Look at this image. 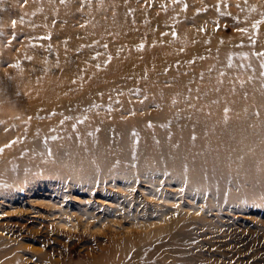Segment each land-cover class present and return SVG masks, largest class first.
I'll return each instance as SVG.
<instances>
[{
    "label": "bare ground",
    "instance_id": "6f19581e",
    "mask_svg": "<svg viewBox=\"0 0 264 264\" xmlns=\"http://www.w3.org/2000/svg\"><path fill=\"white\" fill-rule=\"evenodd\" d=\"M167 1L172 4L162 5L153 17L160 26L171 19L184 26L191 19H198L200 12L209 14L217 6L222 9L227 7L233 17L249 19L253 25L264 19V0H143L141 8L145 10L148 6H159ZM125 3L136 8L132 0H65L59 5L53 0H0L1 31H5L10 23L19 25L18 19L24 16V24L31 27L35 23L47 25L55 34L51 39L42 36L34 44L26 41L21 51H16L9 45H1L3 33L0 31V149H3L0 151V177L6 175L0 180H11L19 171L41 166L40 163L46 159L48 161L44 166H54L57 157L64 155L63 149L58 151V143H63L71 153L83 155L73 167L89 168L94 182L97 177L103 178L90 186H99L97 189L104 190L107 183H116L128 191L130 187L139 186L140 180L146 185L142 190L147 192L139 191L140 197H126L120 194L118 188L110 196L117 204L115 208L106 207V213L114 221L129 218L126 226L144 229L140 235L142 238L154 233L158 237L141 245H127V251L115 259L95 264H154L159 252L154 249L166 247L175 251L183 244V238L189 237L186 228L192 223L186 220L189 215L186 210L182 212L184 215L178 216L158 208L156 200L167 199L159 188L172 181L174 184L170 182L169 187L174 190L170 193L181 200L192 198L194 202H200L207 197L214 198L220 191L208 184L207 179L214 172L215 158L231 149L242 150L244 145L239 143V119L223 118L238 105L216 108V105L200 101L201 89H169L158 84L173 75L174 70L170 67L186 65L190 61L183 52L177 53L183 49V42L191 38V33L176 35L169 31L162 34L160 38L166 45L171 43L166 49L155 47L160 38L154 46L149 44L142 48L139 42V79L144 87H135L123 77L127 71L123 62L118 63L117 71L109 72L110 62L105 60L99 82L118 81V84L114 90L110 85L104 91L100 90L102 86L95 87L94 72L97 67L94 64L97 58L104 56L98 47L91 44V28L98 19L99 11L108 8L121 13ZM200 4L203 7L199 9ZM7 9L10 11L6 12ZM68 10L71 11L69 15ZM136 14L135 19L139 21L141 17L137 8ZM81 16H86L83 26L50 25L54 20L67 21ZM113 17L111 14L105 16L103 23H109ZM124 28L131 31L127 24ZM30 30L26 29L23 34ZM81 31L87 35L79 36ZM38 32H30L27 38H39ZM144 32L142 28L139 35ZM115 34L116 38H121L119 33ZM177 38L179 41L175 40ZM196 40L200 42V48L219 49L217 36ZM79 47L84 48L81 55H74L71 50ZM135 51L134 47L130 49L131 54ZM48 56L52 59L47 60ZM168 56L174 58L168 60L171 61L170 70L163 73L161 62ZM177 58L178 61L173 63ZM8 60L12 64L2 66ZM34 66L44 70V74L35 75ZM158 71L162 74L159 78L155 76ZM50 74L55 76H48ZM68 77L71 81H67ZM148 87L152 92L148 98L141 101L132 99L130 95L124 98L126 90L140 95ZM227 108L229 111L225 112ZM145 121H154L158 126L150 139L144 136L148 132L143 124ZM170 148L188 150L192 156H166L165 151ZM119 171L128 173L118 180L113 175ZM195 209L202 211L204 207L200 205ZM15 230L18 234L21 232L17 227ZM151 242L153 245L149 244ZM13 247L0 231V258L10 259L4 264L18 263L7 256L12 250V255L16 257Z\"/></svg>",
    "mask_w": 264,
    "mask_h": 264
},
{
    "label": "rangeland",
    "instance_id": "374dc122",
    "mask_svg": "<svg viewBox=\"0 0 264 264\" xmlns=\"http://www.w3.org/2000/svg\"><path fill=\"white\" fill-rule=\"evenodd\" d=\"M53 1L58 5L65 2ZM132 1L139 9V21L135 19L136 8L125 3L121 13L108 8L99 11L98 19L91 28V44L98 47L104 56L97 58L94 64L97 67L94 72L95 87L102 86L100 90L104 91L110 85L114 90L118 84V81L99 82L104 60L110 62L109 72L117 71L118 63L123 62L127 69L123 77L135 87H144L139 79V42L143 48L149 44L154 46L160 36L169 31L176 35L191 33L190 39L187 34L189 42H183V49L177 53L183 52L190 61L186 65L170 67L174 70L173 75L158 84L169 89H201L200 101L216 105V108L238 105L230 111L224 109L229 113L223 118L239 119V143H244L242 150L231 149L215 158L214 172L207 179L208 184L220 191L214 198L207 197L200 202H194L192 198L181 200L171 194L174 190L169 187L170 182L174 184L172 181L159 188L167 199H157L158 208L178 216L186 210L189 214L186 220L192 224L186 228L189 237L185 236L183 244L177 246L182 248L176 247L175 251L166 247L153 250L159 251L154 264H264V19L253 25L249 19L233 17L227 7L222 9L217 6L209 14L200 12L198 19H191L184 26H179L175 19L164 21L167 24L160 26L153 17L162 5H171V1L148 6L145 10L141 8L143 0ZM202 7L203 4H200L198 8ZM70 13L68 10V15ZM110 14L114 15L112 21L103 23L105 16ZM24 19L22 16L18 19L19 25L10 23L5 31L0 30L3 33L1 45L21 51L26 41L34 44L42 36L44 39L55 36L47 25L35 23L31 27L23 23ZM85 20L86 16H81L67 21L54 20L50 25L83 26ZM126 24L131 31L124 28ZM142 28L145 32L139 35ZM26 29L31 30L23 34ZM35 31H39L40 37L28 39L27 35ZM115 32L121 35L120 39L116 38ZM78 35L87 34L81 31ZM209 36L218 37L219 49L200 48L196 38ZM175 40L179 41L178 38ZM170 45L161 39L155 47L166 49ZM132 47L136 49L134 54L130 53ZM83 49L79 47L71 52L80 56ZM173 58L168 56L161 62L163 73L170 70L171 61L168 60ZM46 59L52 58L48 56ZM177 61L178 58L173 63ZM9 64L12 61L8 60L2 66ZM34 68L35 75L44 74L40 67ZM48 76L54 77L55 74ZM155 76L159 78L162 74L158 71ZM67 81L71 78L68 77ZM149 88L140 95L126 90L124 98L130 95L132 99L141 101L152 93ZM79 93L82 95V91ZM143 124L148 128L144 136L150 139L158 126L154 121ZM58 147V151L63 149L64 155L57 157L54 166H44L48 161L46 159L40 163L41 166L29 168L34 170L19 171L11 180H0V231L14 246L16 254L14 257L10 250L7 256L17 264H95L115 259L127 251V245H141L158 237L154 233L142 238L140 235L144 229L126 226L129 218L114 221L106 213V207L115 208L117 204L110 196L118 188L120 194L126 197H140L139 191L147 192L142 190L146 187L143 180L139 181V186L130 187L128 191L116 183H107L104 190H99V186L90 185L102 180V177H97L94 182L89 168L73 167L83 155L71 153L63 143H58ZM165 153L175 158L192 156L188 150L181 148H170ZM120 172L113 175L118 180L128 173ZM97 199L100 201L97 202ZM100 202L102 206H99ZM200 205L204 207L202 211L195 209ZM16 227L21 231L19 234ZM149 244L153 245V242ZM6 258L1 257L0 263L10 260Z\"/></svg>",
    "mask_w": 264,
    "mask_h": 264
},
{
    "label": "snow or ice",
    "instance_id": "6c2138e0",
    "mask_svg": "<svg viewBox=\"0 0 264 264\" xmlns=\"http://www.w3.org/2000/svg\"><path fill=\"white\" fill-rule=\"evenodd\" d=\"M13 23H15V22H13ZM8 146H10V145H5V147H8ZM0 151H3V149H0Z\"/></svg>",
    "mask_w": 264,
    "mask_h": 264
}]
</instances>
